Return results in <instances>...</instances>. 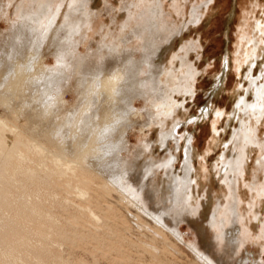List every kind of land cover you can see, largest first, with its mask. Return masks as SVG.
<instances>
[{"label":"rangeland","instance_id":"rangeland-1","mask_svg":"<svg viewBox=\"0 0 264 264\" xmlns=\"http://www.w3.org/2000/svg\"><path fill=\"white\" fill-rule=\"evenodd\" d=\"M263 73L264 0H0L1 139L24 156L15 170L0 164V251L29 264H264V113L252 87ZM169 151L195 212L161 224L158 197L125 179Z\"/></svg>","mask_w":264,"mask_h":264},{"label":"bare ground","instance_id":"bare-ground-1","mask_svg":"<svg viewBox=\"0 0 264 264\" xmlns=\"http://www.w3.org/2000/svg\"><path fill=\"white\" fill-rule=\"evenodd\" d=\"M187 27H188V25H185L181 29V31L187 29ZM162 29L163 28H161L160 30H162ZM255 58L256 57H254V58L253 57H249L248 58V61H249L248 63L250 65H252L254 63V61H255ZM39 63L41 65L43 64L42 61H40ZM162 63H163V60L158 65V72H159L158 74L159 75L164 73L165 67H164V65ZM18 71H20V69ZM250 71H251V69H250ZM116 76H117V74H116ZM116 76L113 77V79L111 80V82L109 83V86H107V88H113ZM261 77H264V73L261 74ZM182 80H185V79L184 78H180L177 81L180 82ZM180 87H177L174 90L168 91V92H166L164 94L163 106H165L164 107L165 109L170 110L171 105H172V103L174 101L173 93H178L180 91ZM252 87H254L253 88L254 105H255L254 108L256 107V110H258V108H262V110H263L262 112L264 113V85H260V87H257L256 84H254V85H252ZM181 89H183V87H181ZM236 104L237 105L235 106V109H234L235 113L234 114L238 115V113L240 111V108L243 105H245V104L242 101H239ZM171 115H172V113H170L168 118L171 117ZM202 118H203V115H202ZM247 133L248 134L252 133V131L248 129ZM164 135H165V137H164L165 140L170 136L169 133H166ZM1 137H2V134L0 132V139H1ZM246 137H248V135H246ZM164 138H161V139L164 140ZM176 141L174 142L175 145H176V148H179V143H177L178 141L177 142ZM10 145H13V144H8L7 141H5V139H1L0 140V164L7 162L6 164L9 167H12V170H15L17 168H20L21 165L18 162L13 164L12 160L14 158L19 159V160L20 159L23 160L24 156L22 154H20V155H18V154H10V151L12 149H13V151H16V149H14L15 146H10ZM153 147H154V145L153 146L152 145L148 146L147 151L149 152L151 148L153 149ZM186 150H187V152L190 153V152H192L193 147L191 145H188ZM35 151H37L39 153V155H41V153H42V149H40L38 147H35V148L33 147V152H35ZM170 153L171 152L169 151V154ZM176 159H177L176 156H171V154H170V159L168 161H166L165 163H159L157 161H154L153 158H151V156L150 157L148 156V157H146V159L144 160L143 164L140 167L135 168V169L131 170L130 172H128L127 177L125 179V183L127 184V186L132 191L134 190L136 193H138V195H140L142 198L147 199L148 201L152 202L153 200L155 201V199L158 197V199H159V201H160V203L162 205V209L158 210L157 212H154L153 216H154L155 220H157L161 224H165L167 221L175 219V218H170V215L176 216V215L182 214V213L191 215V214H193L195 212L194 210H189V208H188L190 206V203H189L190 200H191V196L190 195L192 193H190V195L189 194L187 195V192H188L187 191L188 190L187 189V185H188L187 180L180 179L178 177V175H175L173 170H172L173 162H175ZM189 162H190V159L188 157V164H189ZM93 163H95V162H93ZM224 166H223V168H225ZM159 169H161V172L164 171L163 176L165 177L164 178L165 182L162 185L161 189H159V191H157L156 187L153 185V182L155 181V177H156V175L158 173L157 171H159ZM239 170H240V168H239ZM224 171H225L226 175H229L230 173L235 171V167L232 164V162L229 164V170L227 171L226 169H224ZM236 171H238V170H236ZM5 174H8L7 171L2 173L1 170H0V178H4L3 176ZM12 174H15V172L12 171ZM27 174H28L29 177L34 178L33 177L34 173L32 171L27 172ZM32 180L33 179H31L30 181H32ZM191 189H193V186H191ZM79 194H80V196H85L86 192L80 190ZM184 199H187L186 200L187 209H186V206L183 204L185 206V208L183 210H185V209L186 210L182 211L180 213L179 212L180 211L179 208H180L181 203L184 201ZM156 204H157V202H156ZM22 207H23L22 208L23 210L21 211V213L24 214L28 210H27V207L25 205L22 206ZM236 208H237L236 205L233 204L228 210L229 217H230L229 218V222H230V225H231V229L227 230L226 234L224 236L225 240L229 244V247H231L230 249L233 250V251L238 247V244L241 242V237H242L241 227L239 225L240 218L237 217V213L238 212H236ZM18 211H19V208H18V210L15 211V213L16 212L18 213ZM31 212L33 214H39L37 211H34V210H32ZM183 218H185V217H183ZM213 218L214 219L217 218V213H214ZM87 220H88V218H87ZM49 223H51V222H49ZM53 224H56V223L54 222ZM73 224H76V223H73ZM32 225L34 226V223ZM39 225L41 226V222H40ZM28 226L30 227L31 225H28ZM67 226H69V223H68ZM70 226H73V225L71 224ZM51 227H52L51 229H53L54 226H51ZM75 228H73L74 230L72 229L70 232L71 233H73V232L77 233L78 229H80V232L82 230L81 229L82 227H79L78 229H75ZM69 229H71V227ZM57 231H59V230H57ZM59 232H61V230ZM78 232H79V230H78ZM87 232H89V231L87 230ZM77 234H75V235L77 236ZM60 235L63 236V234H60ZM66 236H67V234H66ZM70 236H72V235H70ZM87 237H89V234H87ZM73 238H75V237H73ZM74 240H76V239H74ZM79 241L83 242L84 240L80 239ZM210 243H211L212 246L215 247V242L214 241H211ZM226 253H227V250L224 251V254H226ZM20 263L21 264H29L27 262V260L25 259V256H22L21 254H18V256L14 255L13 252L10 249L9 250L0 251V264H20ZM217 263L218 264H225L226 262L224 260V257L223 256H218L217 257Z\"/></svg>","mask_w":264,"mask_h":264}]
</instances>
